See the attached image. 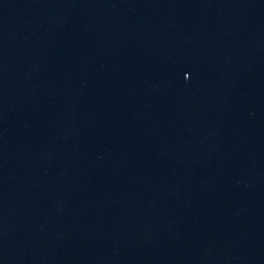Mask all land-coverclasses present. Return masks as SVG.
Instances as JSON below:
<instances>
[{
  "label": "water",
  "instance_id": "95a60500",
  "mask_svg": "<svg viewBox=\"0 0 264 264\" xmlns=\"http://www.w3.org/2000/svg\"><path fill=\"white\" fill-rule=\"evenodd\" d=\"M264 122V0H104Z\"/></svg>",
  "mask_w": 264,
  "mask_h": 264
}]
</instances>
